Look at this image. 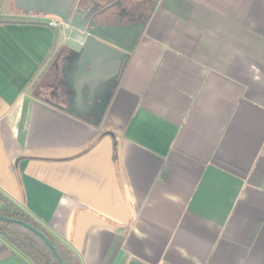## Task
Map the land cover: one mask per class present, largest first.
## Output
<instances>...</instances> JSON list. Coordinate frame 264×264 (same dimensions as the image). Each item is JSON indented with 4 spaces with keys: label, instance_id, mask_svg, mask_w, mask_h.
<instances>
[{
    "label": "crops",
    "instance_id": "obj_1",
    "mask_svg": "<svg viewBox=\"0 0 264 264\" xmlns=\"http://www.w3.org/2000/svg\"><path fill=\"white\" fill-rule=\"evenodd\" d=\"M151 1L95 125L60 20L0 0V194L78 264H264V0Z\"/></svg>",
    "mask_w": 264,
    "mask_h": 264
},
{
    "label": "water",
    "instance_id": "obj_2",
    "mask_svg": "<svg viewBox=\"0 0 264 264\" xmlns=\"http://www.w3.org/2000/svg\"><path fill=\"white\" fill-rule=\"evenodd\" d=\"M15 4L16 7L41 11L60 20L55 45L60 51H69L81 71L77 81L79 86L72 98V109L77 112L74 115L83 119L93 113L91 116L97 125L110 101L111 91L104 92L98 98L94 95L106 84L116 85L125 62L143 33L144 25L110 26L109 18L104 17L107 8L99 11L100 4L95 0H15ZM103 63L111 68L109 76L94 75V71ZM85 68L89 70L83 72ZM0 221L17 224L33 233L43 241L57 263L63 264L53 245L40 231L1 215Z\"/></svg>",
    "mask_w": 264,
    "mask_h": 264
},
{
    "label": "trees",
    "instance_id": "obj_3",
    "mask_svg": "<svg viewBox=\"0 0 264 264\" xmlns=\"http://www.w3.org/2000/svg\"><path fill=\"white\" fill-rule=\"evenodd\" d=\"M166 177L163 170L162 178ZM0 215L15 221L24 222L40 231L53 245L63 264H78L74 254L55 240L43 227L34 222L15 204L0 194ZM0 237L31 264H58L51 251L42 240L25 228L12 223L0 221Z\"/></svg>",
    "mask_w": 264,
    "mask_h": 264
},
{
    "label": "flooded vegetation",
    "instance_id": "obj_4",
    "mask_svg": "<svg viewBox=\"0 0 264 264\" xmlns=\"http://www.w3.org/2000/svg\"><path fill=\"white\" fill-rule=\"evenodd\" d=\"M102 2L103 4L100 5L99 11L107 8V10L105 11V18H109L107 14L111 9L116 10V16L112 15L113 17L109 21V23L119 22L127 25L139 24L142 26L144 25V28L146 26L150 10L152 9L151 0H140L132 5L130 4V0V3H127L128 7L130 8L129 11H127V8L123 7L122 0H102Z\"/></svg>",
    "mask_w": 264,
    "mask_h": 264
},
{
    "label": "rangeland",
    "instance_id": "obj_5",
    "mask_svg": "<svg viewBox=\"0 0 264 264\" xmlns=\"http://www.w3.org/2000/svg\"><path fill=\"white\" fill-rule=\"evenodd\" d=\"M129 1H130V0H123V1H122L123 7H124V8H127V11L130 10V8L128 7V4H127V3H130ZM107 15H108V16H112V15L116 16V10L111 9V10L108 12Z\"/></svg>",
    "mask_w": 264,
    "mask_h": 264
},
{
    "label": "built area",
    "instance_id": "obj_6",
    "mask_svg": "<svg viewBox=\"0 0 264 264\" xmlns=\"http://www.w3.org/2000/svg\"><path fill=\"white\" fill-rule=\"evenodd\" d=\"M48 25L52 28L58 27V24L56 23V21H51L48 23Z\"/></svg>",
    "mask_w": 264,
    "mask_h": 264
}]
</instances>
